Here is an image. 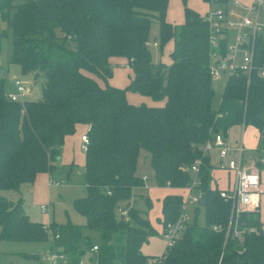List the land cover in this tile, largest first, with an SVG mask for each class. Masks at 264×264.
<instances>
[{
  "label": "trees",
  "instance_id": "16d2710c",
  "mask_svg": "<svg viewBox=\"0 0 264 264\" xmlns=\"http://www.w3.org/2000/svg\"><path fill=\"white\" fill-rule=\"evenodd\" d=\"M180 1L183 21L175 25L165 19L168 0H0L5 23L0 42L10 37L8 62L41 83L38 99L14 102L7 98L4 77L0 79V243L45 239L43 225L28 219L18 193L38 173L55 168L64 138L82 124L88 128L83 195L72 206L84 223H49L53 250L64 256V264L146 263L140 247L156 234L142 217L146 211L126 203V215L116 214L117 203L131 199L132 190L142 186L135 173L140 150L147 154L155 184L170 189L186 186L190 175L185 167L202 160L204 204L193 207L192 222L159 264H264L259 212H242L237 218L238 226L257 233L225 236L230 205L209 187L211 165L199 146L217 133L218 110L212 106L207 71V25L186 0ZM152 20L158 26V48L171 41L165 63H153L145 45ZM112 57L124 58L131 71L125 88L107 84ZM254 64H264L262 36L255 41ZM127 90L157 104H131ZM222 98L239 102L234 122L254 127L256 149L264 151V77L254 71L248 85L243 76L230 77ZM181 201L179 193L163 196L161 225L176 219ZM199 207L202 225L196 222ZM93 246L92 261L83 262Z\"/></svg>",
  "mask_w": 264,
  "mask_h": 264
},
{
  "label": "rangeland",
  "instance_id": "374dc122",
  "mask_svg": "<svg viewBox=\"0 0 264 264\" xmlns=\"http://www.w3.org/2000/svg\"><path fill=\"white\" fill-rule=\"evenodd\" d=\"M23 0L17 1L14 0V3L21 2ZM185 5L194 11H198L202 14L208 7L210 10H216L217 6L212 2H207L204 0H186ZM166 17L172 18L175 20V17L181 15L182 17V4L180 0H168ZM181 21V22H182ZM173 23L175 25L181 23ZM260 22L264 24V15H260ZM5 27V23L0 20V31ZM157 22L152 20V23L149 28L148 40L149 43L147 46L150 60L153 63L158 62H167L168 53L171 50V41L167 42L161 49L158 46H153L152 43L156 42L157 35ZM262 34L264 35V28ZM10 54V37L5 38L3 42H0V66L1 73L6 82V90L8 92L14 91L12 86V79H17L21 84L27 88L28 94L26 99L36 100L40 96L41 83L39 80L33 81L31 74L22 75L20 73L19 67L16 64L8 62V57ZM116 59V58H112ZM124 59V58H121ZM124 62L116 59L114 62L110 63L111 76L107 79V84L114 85L118 84L120 88H125L129 82L131 71L124 67ZM96 78V77H95ZM99 83L104 84L99 78H96ZM95 79V80H96ZM225 84L224 78L211 80V87L213 90V101L212 106L216 110L217 107L220 110V113L224 114L225 117L222 119L215 120V129L216 132L221 133L223 129L228 125L234 122L235 114L240 110V104L237 101H229L222 98V91ZM103 86V85H102ZM126 94L132 95L133 100L140 101L138 103L132 104H144L148 106L155 105L154 101L150 98L138 95L137 93H132L126 91ZM238 125H230L229 130L232 135H237L240 129ZM82 130V129H80ZM257 132L254 127L250 125H244L243 130V141L244 146L248 150L246 155L253 150V147L256 143ZM63 156L60 160L61 165H58L57 168H54L49 172L52 180L57 181L58 185H51L48 187L47 179L48 176H45L44 173H38L33 183L29 186L24 184L20 187L18 196H20L22 201V209L26 214L28 219L33 222L41 223L45 231V239L42 241L34 242H25V241H10L2 240L0 243V264L10 263V264H49L45 261H42V257L51 254L54 252L52 239H51V230L49 228V223L53 222L55 224H65L69 222L71 224L82 225L84 223V218L79 215L72 206V202L75 198L83 195V178H82V168H83V154L80 150L72 149L67 144L63 147ZM254 152H252L253 154ZM70 161H73L76 166H68ZM260 180L264 183V169H261ZM135 173L138 177L145 175L147 177L146 188L132 190V199L127 201H119L117 203L116 214L119 215L120 209L126 208V203L128 207L132 206L138 210H145L146 213L142 214V217L145 219L155 222L158 224L161 221L162 215H160V200L161 198L168 194L169 190L159 187L154 182L153 172L148 162L147 154L140 150L136 159V170ZM214 176L217 179L218 187L225 185L223 181V172L214 171ZM213 176V177H214ZM179 194H182L181 189H176ZM262 198V196L260 197ZM264 201V197L262 198ZM44 205L47 209V212H41L39 207ZM187 215L188 222L191 223L193 219V206L187 205L185 210ZM260 216H264V208L262 209ZM157 217V219L155 218ZM155 218V219H154ZM148 220V221H149ZM154 220V221H153ZM149 221V224L151 223ZM196 222L199 225L203 224V211L199 207ZM153 223V225L155 224ZM151 225V224H150ZM91 235L93 238V243H95L98 238L95 233ZM160 236L155 234L148 239V242L143 246V251L150 256L160 257L164 252L165 245L160 240ZM93 258V252L91 250H86V253L83 257V262L89 261ZM150 257L146 258V263H148Z\"/></svg>",
  "mask_w": 264,
  "mask_h": 264
},
{
  "label": "built area",
  "instance_id": "2783aa9c",
  "mask_svg": "<svg viewBox=\"0 0 264 264\" xmlns=\"http://www.w3.org/2000/svg\"><path fill=\"white\" fill-rule=\"evenodd\" d=\"M231 8L225 5H217L216 10L208 9L202 19L207 25L208 61L207 71L211 80L224 78L225 82L230 77L243 76L245 84L250 82L252 72H256L258 77H264V64L256 66L254 64V45L262 34L264 24L260 22V15H264V0H251L247 5H243L238 0H231ZM148 42L145 43L148 46ZM156 46L155 43H152ZM124 67L128 69V64ZM0 66V79L2 78ZM14 91H7V98L10 101L22 102L28 94L25 88L17 79H12ZM221 114L216 113V117ZM242 124V123H241ZM88 129V128H87ZM86 129V131H87ZM86 131L79 137V149L84 153L87 148L88 138ZM226 129L221 133H213L200 146L201 156H208L215 151L220 159L218 167L231 174V181L226 188L218 189V196L230 205L228 223L225 228V236L230 233L236 239L242 238L250 233H257V229L246 228L237 225L238 215L242 212H259V196L264 193L260 184L259 164L264 163V151L256 149L254 155L248 158L246 164L242 161L243 146L240 139L229 145L226 138ZM201 158L194 159L185 167L190 175L188 184L181 189L182 201L179 213L174 221L165 222L161 227V237L164 241V251L172 247L180 239L188 222L185 210L187 205L197 206L199 203L200 179L199 167ZM146 176H141L142 186ZM47 185H58L57 181L48 176ZM41 212H47L44 205L39 207ZM119 215L125 216L126 210H120ZM260 231L264 235V224L260 222ZM217 230L216 226H212ZM96 246L91 248L94 252ZM164 253V252H163ZM152 257L147 264H159L163 258ZM42 261L49 264H64L65 258L62 254L52 252Z\"/></svg>",
  "mask_w": 264,
  "mask_h": 264
},
{
  "label": "crops",
  "instance_id": "0c3cea01",
  "mask_svg": "<svg viewBox=\"0 0 264 264\" xmlns=\"http://www.w3.org/2000/svg\"><path fill=\"white\" fill-rule=\"evenodd\" d=\"M240 3H242L243 5H247L248 3H250L251 2V0H238ZM230 2H231V0H227V5H228V7L229 8H231V5H230ZM216 5V4H215ZM217 6V5H216ZM167 9V8H166ZM208 9H210L209 7H208ZM208 9H206L202 14H200L198 11H196L197 13H199L201 16L208 10ZM167 11H165V19L168 21V22H170V23H177V22H181L182 20H181V15H178V16H176L175 17V20L174 19H172V18H167L166 17V15H167V13H166ZM181 14H182V12H181ZM182 17H183V15H182ZM112 58H116V59H119V60H121V62H124L125 61V59H121L120 57H112ZM112 58H110L109 59V63H111V62H114L116 59H112ZM94 79H96L95 77H94ZM96 82L98 83V85H100V86H102L101 85V83H99V81L96 79ZM113 86H115V87H119L118 86V84H114ZM133 93V92H132ZM136 94V93H135ZM139 95V94H138ZM125 97H126V100L129 102V103H138V101H140V99L138 98L137 100H133L132 99V95H130V94H125ZM141 102V101H140ZM216 110H218V112L220 113V110H219V108L217 107V109ZM221 114V113H220ZM225 115V113L223 114H221V116L220 117H217L216 119H222L223 117H225L224 116ZM215 119V120H216ZM234 124H236V125H238L239 126V128H237L236 126V128L237 129H240L239 130V133L237 132V135H232V133L230 132V130H229V126L230 125H234ZM80 129H82V130H80ZM224 129H226V134H225V138H226V140H227V142H228V144L229 145H234L239 139H240V141H241V144H242V146H243V148H244V150H243V153H242V161H243V163L244 164H246V162H247V160H248V158L249 157H251L252 155H254V153L252 154V152H254L255 151V148H256V145H257V140H258V137H257V139H256V143H255V145H254V147H253V150H251V152L249 153V154H247L246 155V152L248 151L246 148H245V146H244V141H243V130H244V125L243 124H241V123H238V122H233L232 124H228ZM223 129V130H224ZM86 131V127L84 126V125H82V124H78V125H76L75 126V130H74V132H73V134H71V135H69V136H66L65 138H64V140H63V143H62V145H61V147H60V153H59V156L57 157V164L55 165V168H57L58 167V165H61V163H60V160L62 159V156H63V152H62V150H63V147H64V145L65 144H67L69 147H71L72 149H77V150H80L79 149V146H80V139H79V137H80V135L82 134V133H84ZM81 151V150H80ZM82 152V151H81ZM82 154H83V166H84V153L82 152ZM208 159H209V163H210V165H211V170H210V172H209V174H210V182H209V187L210 188H217V189H222V188H226L227 187V185L230 183V181H231V174H229V173H227L225 170H223V169H220L219 167H218V164H219V162H220V159H219V157H218V155H217V153L215 152V151H213L212 153H210L209 155H208ZM65 165H67L68 166V168H69V166H76L75 164H74V162L73 161H70L68 164H65ZM262 168L261 167H259V170H260V173H261V170ZM264 169V168H263ZM82 170H83V168H82ZM216 170H218V171H222L223 172V181H224V183H225V185L224 186H222V187H218V185H217V179L215 178L216 176H214V171H216ZM45 174V176H49V173H44ZM82 174V173H81ZM141 176H143V175H141ZM140 176V177H141ZM145 176V175H144ZM214 176V177H213ZM49 177H51V176H49ZM146 180H147V178H146ZM145 180V181H146ZM145 181L143 182L144 183V185H146V183H145ZM260 184H261V188L264 190V183H262L261 182V180H260ZM51 186V185H50ZM59 186V185H58ZM49 187V186H48ZM142 188H146V187H143V186H141V187H139L138 189H142ZM163 188H165V189H167V190H169V192L168 193H171V192H175V193H179L178 191H176V189H170V188H168V187H163ZM180 190V189H179ZM167 194V193H166ZM181 194V193H180ZM6 196H8V194H6ZM262 196V198L264 197V193H262L260 196H259V219H260V222H262L263 224H264V216H260V213H261V211H262V209L264 208V201H262V198H260ZM11 198H13V199H16V194H11V196H10ZM163 198V197H162ZM161 198V199H162ZM132 199V198H131ZM160 204H161V200H160ZM123 209H125V208H121L120 210H123ZM156 219H157V217H155ZM154 218V219H155ZM148 220H149V217H148ZM150 221V220H149ZM154 221V220H153ZM151 223V227L156 231V234H158L159 236H160V240H161V242H163L164 243V241H163V239H162V237H161V229H162V225H161V223L159 222L158 224H156L155 222H152V221H150ZM153 223H155L154 225H153ZM150 238V237H149ZM148 238V239H149ZM148 239H147V241L144 243V244H142V246L140 247V252L143 254V255H145V256H147V257H150V258H152V257H156V256H152V254H150V256L149 255H147L144 251H143V246L148 242Z\"/></svg>",
  "mask_w": 264,
  "mask_h": 264
},
{
  "label": "water",
  "instance_id": "95a60500",
  "mask_svg": "<svg viewBox=\"0 0 264 264\" xmlns=\"http://www.w3.org/2000/svg\"><path fill=\"white\" fill-rule=\"evenodd\" d=\"M199 206H203V204H204V202H203V200H199Z\"/></svg>",
  "mask_w": 264,
  "mask_h": 264
}]
</instances>
